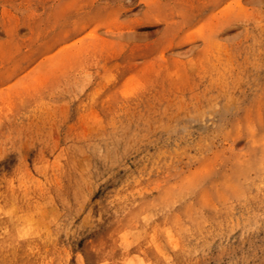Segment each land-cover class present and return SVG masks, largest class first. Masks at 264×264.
Listing matches in <instances>:
<instances>
[{
  "label": "rangeland",
  "instance_id": "obj_1",
  "mask_svg": "<svg viewBox=\"0 0 264 264\" xmlns=\"http://www.w3.org/2000/svg\"><path fill=\"white\" fill-rule=\"evenodd\" d=\"M0 264H264V0H0Z\"/></svg>",
  "mask_w": 264,
  "mask_h": 264
}]
</instances>
